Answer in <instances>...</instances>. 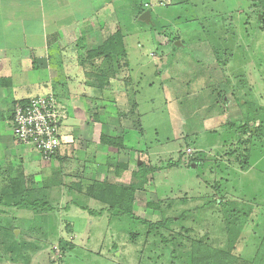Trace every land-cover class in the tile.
Here are the masks:
<instances>
[{
	"label": "rangeland",
	"instance_id": "obj_1",
	"mask_svg": "<svg viewBox=\"0 0 264 264\" xmlns=\"http://www.w3.org/2000/svg\"><path fill=\"white\" fill-rule=\"evenodd\" d=\"M160 1L125 0L128 60L149 72L133 109H106L142 147L83 150L84 172L0 173V264H264V0ZM144 3L159 5L154 28L135 19ZM174 36L179 48L160 43ZM142 165L132 215L85 195L138 183Z\"/></svg>",
	"mask_w": 264,
	"mask_h": 264
},
{
	"label": "crops",
	"instance_id": "obj_2",
	"mask_svg": "<svg viewBox=\"0 0 264 264\" xmlns=\"http://www.w3.org/2000/svg\"><path fill=\"white\" fill-rule=\"evenodd\" d=\"M124 3L125 0H0V173L13 176L17 170H53L55 167L61 174L67 165L84 172L87 168L81 164L83 153L96 147L98 157L102 152L114 154V147L101 143L102 136L120 137L126 149H131L128 145H132L131 138H135V147H142L141 135L124 129L122 111L113 129L110 125L117 115L111 119L106 113L111 105L117 110L131 104L133 109L131 86L142 89L149 72L148 65L133 66L128 60L126 30L121 26ZM143 7L135 4L134 15L138 23L147 26L138 20L139 16L146 9L151 21L157 15H152L148 3ZM129 14L132 15L131 9ZM158 18L160 20V16ZM161 29L174 30L167 25ZM116 33L121 36L125 55L118 71L114 66L111 72L106 66L107 60L90 55ZM158 35L164 36L159 32ZM175 36L163 37L160 43L164 47L179 48L182 42ZM114 83L124 87L123 99ZM49 94L60 105L62 145L53 159L45 162L35 150L15 141L10 122L14 103ZM90 111L91 117L88 116ZM91 144L94 145L90 150ZM128 153L129 162L120 156V162L125 163L124 170H129L131 156L137 151Z\"/></svg>",
	"mask_w": 264,
	"mask_h": 264
},
{
	"label": "built area",
	"instance_id": "obj_3",
	"mask_svg": "<svg viewBox=\"0 0 264 264\" xmlns=\"http://www.w3.org/2000/svg\"><path fill=\"white\" fill-rule=\"evenodd\" d=\"M59 106L50 94L13 105L10 122L13 138L35 150L45 162H50L62 145Z\"/></svg>",
	"mask_w": 264,
	"mask_h": 264
},
{
	"label": "trees",
	"instance_id": "obj_4",
	"mask_svg": "<svg viewBox=\"0 0 264 264\" xmlns=\"http://www.w3.org/2000/svg\"><path fill=\"white\" fill-rule=\"evenodd\" d=\"M124 55L121 36L119 33H116L96 51L92 52L90 56L103 57L107 60L106 66L110 67L111 72H114V66L117 67L118 71L119 62ZM248 131L251 132L250 129ZM101 143L109 147L117 148V150L124 149L121 138L102 136ZM147 174L148 170L145 169V166H139L138 171L132 174L142 179L138 183H131L128 187H117L108 182H92L86 187L85 195L90 199L108 206L110 211L130 216L133 214L132 205L134 194L139 190H143V184L145 183Z\"/></svg>",
	"mask_w": 264,
	"mask_h": 264
},
{
	"label": "water",
	"instance_id": "obj_5",
	"mask_svg": "<svg viewBox=\"0 0 264 264\" xmlns=\"http://www.w3.org/2000/svg\"><path fill=\"white\" fill-rule=\"evenodd\" d=\"M138 20H139L140 22H142V23L148 25V26L153 24L152 21H151V15H150V12H149V11H145V12H143V13L139 16Z\"/></svg>",
	"mask_w": 264,
	"mask_h": 264
}]
</instances>
